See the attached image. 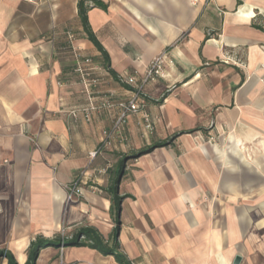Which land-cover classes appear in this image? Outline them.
<instances>
[{"label":"crops","instance_id":"1","mask_svg":"<svg viewBox=\"0 0 264 264\" xmlns=\"http://www.w3.org/2000/svg\"><path fill=\"white\" fill-rule=\"evenodd\" d=\"M77 1L0 0V250L26 264L37 236L90 225L107 239L118 221L132 264H264V0H101L87 18L108 63ZM77 48L99 80L94 101L111 93L114 104L89 120L70 114L90 96L73 71ZM160 53L142 110L111 132L136 88L121 77L140 84ZM117 176L119 206L106 191ZM34 264L118 263L88 246H46Z\"/></svg>","mask_w":264,"mask_h":264},{"label":"built area","instance_id":"2","mask_svg":"<svg viewBox=\"0 0 264 264\" xmlns=\"http://www.w3.org/2000/svg\"><path fill=\"white\" fill-rule=\"evenodd\" d=\"M71 37V36H70ZM74 58L75 63L73 66V71L79 76V81L82 84L84 91H86L89 96V103L87 106L81 107L79 109H74L70 111V114L73 117H77L81 115L83 119L89 120L93 113L101 110L107 109L114 106L113 102L111 101L112 94H104L99 96L98 101H94L93 96L91 95L92 89L96 88L99 80L98 78L92 75V68L90 67L91 59L88 56L83 55L80 52V49H74ZM166 55L165 53H160L159 55L155 56L149 65L147 66L143 76L141 77V83H137V79L134 75H126L121 77L120 81L123 84L135 86V90L132 93L131 97L126 101H120L117 103L118 106V113L113 122L111 132L120 133L123 129L126 120L130 114H134L140 112L143 108V103L141 100V88L142 85L147 83L150 80H153L157 76H161L164 68ZM140 123L146 130H151L152 124L151 121L146 113L142 114ZM104 136L109 135V131L105 130L103 132ZM104 143H107L105 138L103 139ZM97 154V150L89 152V157L94 158ZM84 173H78L74 176V178L70 181L67 190H68V198H73L74 196H78L82 192V187L80 186V179ZM97 190V189H96ZM72 231L71 227H63L60 231L61 237L67 238L70 237L69 232Z\"/></svg>","mask_w":264,"mask_h":264},{"label":"trees","instance_id":"3","mask_svg":"<svg viewBox=\"0 0 264 264\" xmlns=\"http://www.w3.org/2000/svg\"><path fill=\"white\" fill-rule=\"evenodd\" d=\"M93 7H99L106 9V4L101 0H78L77 10L78 16L86 37L95 45L98 51L103 56L104 61L108 63L109 57L103 46L95 37L92 32L87 18V12ZM191 132V131H190ZM183 133V132H182ZM167 142L155 143L147 148L139 150L135 153V156H140L142 154L152 151L154 148L166 145ZM121 173V167L118 171V176ZM118 176L113 182V184L106 190L110 196L113 205L119 206L122 196L118 195ZM119 232V222L117 221L112 229L111 235L105 239L101 233L93 226L90 225H80L72 229L68 235L70 237L63 238L61 233L56 234L52 239H46L41 236L35 237L28 245L27 248V261L26 264H34L39 250L46 246H88L100 251L104 255H112L118 264H132L130 259L122 251L120 243L118 241ZM6 256L8 259L7 264H17L14 257L7 252L0 250V256Z\"/></svg>","mask_w":264,"mask_h":264},{"label":"rangeland","instance_id":"4","mask_svg":"<svg viewBox=\"0 0 264 264\" xmlns=\"http://www.w3.org/2000/svg\"><path fill=\"white\" fill-rule=\"evenodd\" d=\"M211 140L212 141H215V140H217L216 139V137L214 136V135H212L211 136ZM218 146H220V145H218ZM223 146V145H222ZM217 163V165H216V169H217V171L219 172V171H221L222 170V165H221V163L219 162V161H217L216 162ZM254 195L256 194V193H253ZM233 198H235V197H233ZM237 198H239V197H236L235 199H237ZM250 198H254V197H250ZM240 199V198H239ZM251 227V226H250ZM255 227H256V224L254 223L253 225H252V227L250 228V230H254L255 229Z\"/></svg>","mask_w":264,"mask_h":264},{"label":"water","instance_id":"5","mask_svg":"<svg viewBox=\"0 0 264 264\" xmlns=\"http://www.w3.org/2000/svg\"><path fill=\"white\" fill-rule=\"evenodd\" d=\"M241 257L239 255H236L233 260V264H239Z\"/></svg>","mask_w":264,"mask_h":264}]
</instances>
